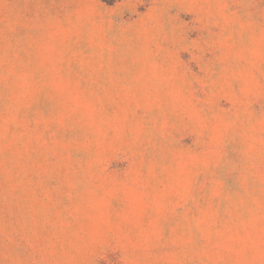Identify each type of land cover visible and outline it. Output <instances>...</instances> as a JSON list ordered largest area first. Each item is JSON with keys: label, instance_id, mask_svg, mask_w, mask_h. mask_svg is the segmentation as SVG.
Segmentation results:
<instances>
[{"label": "rangeland", "instance_id": "374dc122", "mask_svg": "<svg viewBox=\"0 0 264 264\" xmlns=\"http://www.w3.org/2000/svg\"><path fill=\"white\" fill-rule=\"evenodd\" d=\"M0 264H264V0H0Z\"/></svg>", "mask_w": 264, "mask_h": 264}]
</instances>
